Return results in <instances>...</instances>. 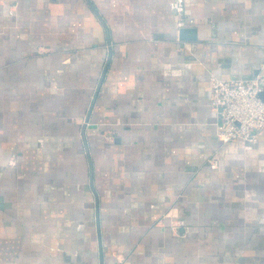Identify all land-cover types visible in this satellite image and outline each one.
<instances>
[{
  "label": "crops",
  "instance_id": "crops-1",
  "mask_svg": "<svg viewBox=\"0 0 264 264\" xmlns=\"http://www.w3.org/2000/svg\"><path fill=\"white\" fill-rule=\"evenodd\" d=\"M211 74H264V0H0V264H264Z\"/></svg>",
  "mask_w": 264,
  "mask_h": 264
},
{
  "label": "built area",
  "instance_id": "built-area-1",
  "mask_svg": "<svg viewBox=\"0 0 264 264\" xmlns=\"http://www.w3.org/2000/svg\"><path fill=\"white\" fill-rule=\"evenodd\" d=\"M209 103L218 121L216 135L222 142L239 140L250 144L264 130V74L248 78L209 76ZM218 161L212 160L211 167Z\"/></svg>",
  "mask_w": 264,
  "mask_h": 264
},
{
  "label": "water",
  "instance_id": "water-1",
  "mask_svg": "<svg viewBox=\"0 0 264 264\" xmlns=\"http://www.w3.org/2000/svg\"><path fill=\"white\" fill-rule=\"evenodd\" d=\"M260 96L263 97V96H264V92H262V93L260 94Z\"/></svg>",
  "mask_w": 264,
  "mask_h": 264
}]
</instances>
